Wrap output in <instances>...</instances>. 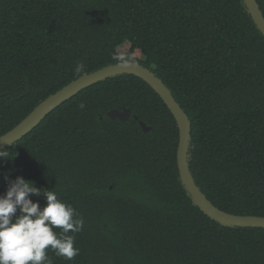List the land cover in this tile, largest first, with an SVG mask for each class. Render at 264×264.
<instances>
[{
    "label": "trees",
    "instance_id": "obj_1",
    "mask_svg": "<svg viewBox=\"0 0 264 264\" xmlns=\"http://www.w3.org/2000/svg\"><path fill=\"white\" fill-rule=\"evenodd\" d=\"M123 62L154 72L189 116L190 168L207 198L264 217V36L242 0H0V137L72 81ZM123 109L129 121L108 116ZM178 145L162 99L121 75L4 149L0 195L22 176L83 216L69 233L80 254L68 261L49 248L52 264H264V229L225 226L193 204Z\"/></svg>",
    "mask_w": 264,
    "mask_h": 264
},
{
    "label": "water",
    "instance_id": "obj_2",
    "mask_svg": "<svg viewBox=\"0 0 264 264\" xmlns=\"http://www.w3.org/2000/svg\"><path fill=\"white\" fill-rule=\"evenodd\" d=\"M248 13L251 15L254 23L264 36V14L256 0H242ZM121 75H133L148 84L153 91L162 99L173 115L179 130V145L177 151V164L179 170L180 181L191 198L193 204L200 209L202 213L210 219L217 221L225 226L239 228H262L264 229V217L262 216H240L222 211L216 207L202 192L197 185L190 168V143L192 123L187 113L173 96L172 91L157 77L151 70L137 63L123 62L107 66L98 71L84 74L77 80L50 95L42 101L22 122L15 128L0 137V151L11 147L21 141L25 136L36 129L45 118L55 109L65 102L81 93L83 90ZM108 116L112 120H120L121 122L129 121L132 112L130 109L111 110ZM139 121L141 128L145 132H149L152 128L147 126L139 117H134Z\"/></svg>",
    "mask_w": 264,
    "mask_h": 264
},
{
    "label": "clouds",
    "instance_id": "obj_3",
    "mask_svg": "<svg viewBox=\"0 0 264 264\" xmlns=\"http://www.w3.org/2000/svg\"><path fill=\"white\" fill-rule=\"evenodd\" d=\"M84 70L85 65L79 63L74 71L79 74ZM4 154L0 151V158ZM41 196L46 199L43 209L30 198ZM83 227V216L60 200L55 189L38 188L18 176L9 181L6 194L0 195V264H52L49 248L57 257L74 260L80 249L75 247V235L69 233H80ZM57 228L62 231L57 233Z\"/></svg>",
    "mask_w": 264,
    "mask_h": 264
},
{
    "label": "rangeland",
    "instance_id": "obj_4",
    "mask_svg": "<svg viewBox=\"0 0 264 264\" xmlns=\"http://www.w3.org/2000/svg\"><path fill=\"white\" fill-rule=\"evenodd\" d=\"M129 47H130V45L127 43V44L123 45L122 47H120L118 51H119V53H120L121 55H124L125 52L128 51V48H129Z\"/></svg>",
    "mask_w": 264,
    "mask_h": 264
}]
</instances>
